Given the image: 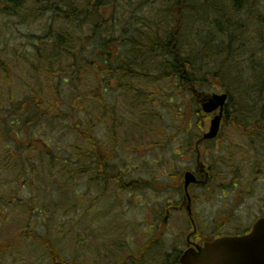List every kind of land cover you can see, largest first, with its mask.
Instances as JSON below:
<instances>
[{
  "label": "rangeland",
  "instance_id": "obj_1",
  "mask_svg": "<svg viewBox=\"0 0 264 264\" xmlns=\"http://www.w3.org/2000/svg\"><path fill=\"white\" fill-rule=\"evenodd\" d=\"M42 27L43 21L39 20L1 37L0 65L7 63L13 80L10 88L7 75L0 69V103L7 111L11 102L29 101L37 84L28 74V63L18 59L12 47L17 46L26 55L34 53V43H39L38 36L43 35ZM69 74L70 70L64 72ZM37 82L42 84L45 107L53 104L55 113L40 120L36 127L31 126L35 124L31 116L29 127L18 129L22 144L19 149L8 126L0 131V264H117L124 255L120 253L146 252L144 249L150 245L154 246L152 252L158 253L182 248L174 227L184 225V221H163L167 201L178 200L168 195L165 163L170 159L178 163L173 147L184 137L176 132L182 124L180 118L173 115L169 104L160 101V89L170 87L151 88L157 90L149 98L150 110L144 111L138 96L134 98L118 86L108 89L105 109H99L89 94L101 89V78L96 82L91 78L89 84L82 85V94L88 99L83 103L86 110L81 111V118L100 140L101 155L107 163L105 171L119 174L124 182L138 181L137 186L125 187L110 174L99 177L97 159L86 155L94 148L73 131V121L55 119L58 110H70L69 86L43 76ZM203 91L216 90L212 87ZM184 100L194 107L191 94ZM211 118L206 115L203 120L207 130ZM198 121L192 113L184 124L195 125ZM229 125L222 126L226 140L243 142ZM34 130L38 137H34ZM49 149L54 157L48 156ZM152 211L159 217L154 231L149 232L148 216ZM42 237L52 241L60 260L53 263L46 244L38 240Z\"/></svg>",
  "mask_w": 264,
  "mask_h": 264
},
{
  "label": "trees",
  "instance_id": "obj_2",
  "mask_svg": "<svg viewBox=\"0 0 264 264\" xmlns=\"http://www.w3.org/2000/svg\"><path fill=\"white\" fill-rule=\"evenodd\" d=\"M39 20L43 35L34 43L35 52L26 55L12 47L17 58L28 63V74L37 83L32 98L11 102L9 111L0 103V131L8 126L18 149L22 145L18 129L28 128L31 116L35 123L31 126L36 127L55 113L53 104L43 103L42 84L37 82L42 76L69 86L70 110H58L55 119L73 121V131L92 144L94 151L86 155L97 159L99 177L106 176L103 148L81 118L88 99L82 85L91 78L95 82L101 78V89L89 94L99 109H105L104 97L111 86L138 96L144 111L150 110L149 98L157 87H170L160 89V101L170 105L182 124L194 113L197 124L204 125L194 90L204 93L213 87L228 94L225 124L234 125L240 139L248 133L264 134L263 129L249 127L264 123V0H0V41L8 31ZM9 68L5 61L0 65L11 88ZM66 70L70 77L64 75ZM190 94L194 107L184 100ZM33 134L38 137L35 130ZM255 136L251 139L259 140ZM109 174L117 178L116 173ZM38 240L46 244L52 260H60L49 238ZM154 261L159 264L161 259Z\"/></svg>",
  "mask_w": 264,
  "mask_h": 264
},
{
  "label": "flooded vegetation",
  "instance_id": "obj_3",
  "mask_svg": "<svg viewBox=\"0 0 264 264\" xmlns=\"http://www.w3.org/2000/svg\"><path fill=\"white\" fill-rule=\"evenodd\" d=\"M180 127L184 137L173 147V154L179 161L175 163L170 159L165 163L168 195L178 200L176 203L171 199L167 201L163 221L165 224L184 221V225L174 227L183 249L158 253L152 252L150 245L146 246L150 249L146 252L120 253L124 255L117 264H156L155 257L161 259L159 264H180L186 250L197 251L206 243L225 236L246 235L259 219L264 218V134L248 133L239 143L227 141L223 127L215 140H203V133L207 131L203 124H181ZM228 127L236 129L234 125ZM249 127L264 131V123ZM255 135L259 140L251 139ZM219 149L222 152L219 153ZM185 163L186 167L182 166ZM188 171L197 181L187 186L185 174ZM115 176V181L125 187L138 185V181L124 182L119 174ZM158 217L154 211L148 216L149 232L154 231ZM168 233H171L170 229Z\"/></svg>",
  "mask_w": 264,
  "mask_h": 264
},
{
  "label": "water",
  "instance_id": "obj_4",
  "mask_svg": "<svg viewBox=\"0 0 264 264\" xmlns=\"http://www.w3.org/2000/svg\"><path fill=\"white\" fill-rule=\"evenodd\" d=\"M227 93H213L201 99L206 113L220 110L211 121L205 139H213L220 130ZM192 172L186 173V185L196 182ZM181 264H264V218L260 219L251 233L244 236H228L206 243L198 251L189 249L180 259Z\"/></svg>",
  "mask_w": 264,
  "mask_h": 264
}]
</instances>
